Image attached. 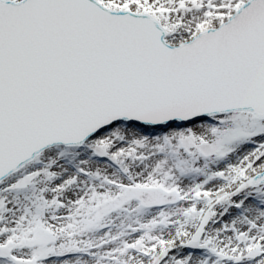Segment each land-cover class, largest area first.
<instances>
[{
  "label": "snow or ice",
  "instance_id": "1",
  "mask_svg": "<svg viewBox=\"0 0 264 264\" xmlns=\"http://www.w3.org/2000/svg\"><path fill=\"white\" fill-rule=\"evenodd\" d=\"M0 264H264V0H0Z\"/></svg>",
  "mask_w": 264,
  "mask_h": 264
}]
</instances>
